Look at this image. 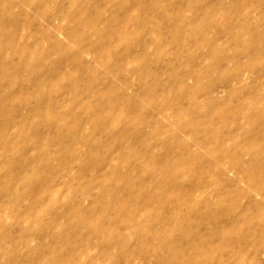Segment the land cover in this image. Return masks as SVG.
<instances>
[{
    "label": "rangeland",
    "instance_id": "374dc122",
    "mask_svg": "<svg viewBox=\"0 0 264 264\" xmlns=\"http://www.w3.org/2000/svg\"><path fill=\"white\" fill-rule=\"evenodd\" d=\"M0 264H264V0H0Z\"/></svg>",
    "mask_w": 264,
    "mask_h": 264
}]
</instances>
